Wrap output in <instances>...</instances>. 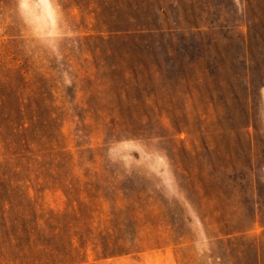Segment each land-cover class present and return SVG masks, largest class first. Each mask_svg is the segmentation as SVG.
Instances as JSON below:
<instances>
[{
  "label": "rangeland",
  "instance_id": "374dc122",
  "mask_svg": "<svg viewBox=\"0 0 264 264\" xmlns=\"http://www.w3.org/2000/svg\"><path fill=\"white\" fill-rule=\"evenodd\" d=\"M45 248L264 264V0H0V264Z\"/></svg>",
  "mask_w": 264,
  "mask_h": 264
},
{
  "label": "trees",
  "instance_id": "16d2710c",
  "mask_svg": "<svg viewBox=\"0 0 264 264\" xmlns=\"http://www.w3.org/2000/svg\"><path fill=\"white\" fill-rule=\"evenodd\" d=\"M37 218L34 217V219L32 220H25L23 223H17L15 224L16 226H14V224L11 226L12 227V234H14V236H17L18 239L22 240H26L27 244L29 247H33V243L35 241H32L34 239V236L38 235L39 232L37 231L38 229V224H37ZM34 225V227H32ZM52 231H54V229L56 228H52L50 227ZM48 251V252H47ZM38 253H42V255H44V257H34V261H37V264H79L81 263V261H77V260H70L68 261L67 258V253H63V249L60 251V249H53V248H45V250L43 251H39L37 252V256ZM33 256V255H32ZM33 258V257H32ZM42 260H45L46 262H42Z\"/></svg>",
  "mask_w": 264,
  "mask_h": 264
}]
</instances>
